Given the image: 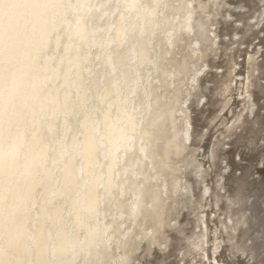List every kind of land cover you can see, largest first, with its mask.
Instances as JSON below:
<instances>
[{"label":"rangeland","instance_id":"rangeland-1","mask_svg":"<svg viewBox=\"0 0 264 264\" xmlns=\"http://www.w3.org/2000/svg\"><path fill=\"white\" fill-rule=\"evenodd\" d=\"M40 256L264 264V0H0V264Z\"/></svg>","mask_w":264,"mask_h":264},{"label":"bare ground","instance_id":"bare-ground-1","mask_svg":"<svg viewBox=\"0 0 264 264\" xmlns=\"http://www.w3.org/2000/svg\"><path fill=\"white\" fill-rule=\"evenodd\" d=\"M13 25V27H16V26H18V23L17 22H15L14 23V21H13V23H12ZM16 94V93H15ZM17 94H18V92H17ZM16 94V95H17ZM15 95V96H16ZM20 115V114H19ZM2 168H4L3 166H2ZM94 204H95V201L93 200V198L91 199H89V207L90 208H92L93 206H94ZM16 214V213H15ZM95 235V234H94ZM97 237V236H96ZM102 239V238H101ZM105 239V238H104ZM61 240H64L63 238L61 239ZM75 240V239H74ZM100 241V240H99ZM107 241V240H106ZM61 243H62V241H61ZM60 243V245H58L59 247H58V250L59 251H61V253L63 252V251H65V250H67V249H69V246L68 247H66V246H63L62 244ZM69 243V242H68ZM93 243L95 244V241H94V239H93V237H91V239H90V243L87 245L88 247H93L94 245H93ZM72 245H75V243H71ZM99 242H98V244L96 243V245H98L99 246ZM95 248V247H94ZM80 249V248H79ZM99 252V251H98ZM59 253V252H58ZM73 253V252H72ZM62 254H64V253H62ZM66 254V253H65ZM64 254V255H65ZM100 254V253H99ZM59 255H61V254H59ZM97 255H98V253H97ZM38 263L39 264H44L45 263V259H44V257L43 256H40V257H38Z\"/></svg>","mask_w":264,"mask_h":264}]
</instances>
